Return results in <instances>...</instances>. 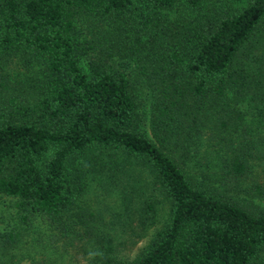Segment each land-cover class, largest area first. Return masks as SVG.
I'll return each mask as SVG.
<instances>
[{"label": "trees", "instance_id": "trees-1", "mask_svg": "<svg viewBox=\"0 0 264 264\" xmlns=\"http://www.w3.org/2000/svg\"><path fill=\"white\" fill-rule=\"evenodd\" d=\"M1 196L0 264H264V0H0Z\"/></svg>", "mask_w": 264, "mask_h": 264}, {"label": "rangeland", "instance_id": "rangeland-1", "mask_svg": "<svg viewBox=\"0 0 264 264\" xmlns=\"http://www.w3.org/2000/svg\"><path fill=\"white\" fill-rule=\"evenodd\" d=\"M90 183H92V186L90 185L85 191H83V194L80 196L79 202L80 203H84V202L88 203L89 202L90 209H94L95 211H98L101 208L100 206L104 205L106 202L108 203L107 200L109 198L106 200V202H103L104 197H102V195L99 193V190L97 188H95L94 190L92 189L94 187V181H90ZM160 201H161L160 203H157L158 204L157 216L159 219H162V218H164V214L166 211L165 210L166 209V202L164 200H160ZM1 203L8 204L7 196H1L0 197V204ZM109 203H112V200H110ZM103 211H105V210H102V212ZM1 212L4 216L3 219L5 221L6 218H9V214H10L11 210H9L8 208L6 209V206H2ZM105 218H110V215L105 214ZM1 224H2V222H0V225ZM123 236L127 237V235H123ZM126 240H128V239H126ZM141 241H143V240H139L135 245H139ZM41 244H43V243L41 242ZM135 245L134 246L128 245L125 248L126 249L125 252L131 253L134 250ZM39 247H40V245L37 246V248H39Z\"/></svg>", "mask_w": 264, "mask_h": 264}]
</instances>
